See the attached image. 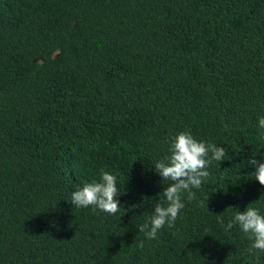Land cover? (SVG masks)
I'll return each instance as SVG.
<instances>
[{
  "label": "trees",
  "instance_id": "trees-1",
  "mask_svg": "<svg viewBox=\"0 0 264 264\" xmlns=\"http://www.w3.org/2000/svg\"><path fill=\"white\" fill-rule=\"evenodd\" d=\"M262 115L264 0H0V264H264L224 230L264 214ZM181 131L227 153L149 240L154 165ZM101 170L115 215L69 201Z\"/></svg>",
  "mask_w": 264,
  "mask_h": 264
},
{
  "label": "clouds",
  "instance_id": "clouds-1",
  "mask_svg": "<svg viewBox=\"0 0 264 264\" xmlns=\"http://www.w3.org/2000/svg\"><path fill=\"white\" fill-rule=\"evenodd\" d=\"M258 127L262 130L258 138L264 140V115L258 117ZM226 153V148L218 147L215 143L198 141L189 131H181L172 137L168 154L154 165L155 172L162 177L163 182L169 183L158 194V200L152 199L153 211L147 221L138 226L140 233L147 239L154 240L158 231L166 225L169 228L174 227L185 207L184 194L186 193L188 201L194 200L196 193L193 189L202 188L203 181L209 176V165L213 161L224 160ZM255 156L247 160V165L255 168L251 175L264 185V161L257 160ZM119 195L117 177L101 170L99 181L77 185L69 201L74 208L91 207L93 212L115 215L121 206L117 199ZM217 222L225 225L223 214L217 215ZM237 225L250 241L247 253L256 256L258 260L257 253L264 252V214L250 204L243 212L238 209L227 220L224 230L228 232ZM139 247H144L143 241H140Z\"/></svg>",
  "mask_w": 264,
  "mask_h": 264
}]
</instances>
